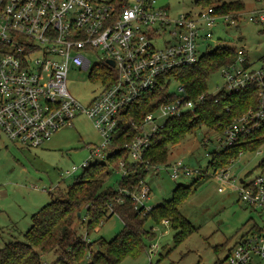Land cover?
<instances>
[{
	"label": "built area",
	"instance_id": "obj_1",
	"mask_svg": "<svg viewBox=\"0 0 264 264\" xmlns=\"http://www.w3.org/2000/svg\"><path fill=\"white\" fill-rule=\"evenodd\" d=\"M249 20L264 22V10L254 11ZM219 21L235 24L231 13L216 12L212 6L172 16L156 0H0V42L8 47L0 53L1 133L23 146L38 147L82 113L102 138L91 155L104 158L123 130L122 112L146 92L164 91L170 99L146 113L140 123L132 121V116L126 119L137 132L124 147L131 161H142L153 136L169 118L195 112L203 102V93L188 98L179 82L181 94L171 93L170 78L176 76L168 72L197 63L200 42L213 37L212 29ZM93 50L104 55L97 65L107 64L111 69L108 81L99 77L98 94L83 104L68 92L66 77L70 65L89 68L88 53ZM244 55V48H237L235 61L220 68L226 79L223 88L238 91L255 83L258 103L219 134L225 146L235 144L242 134L254 133L264 122V69L245 66ZM166 166L173 179L180 170L191 173L181 161ZM120 167L126 173L123 161ZM153 168L158 170L159 165ZM215 176L222 183L238 182L240 198L264 215V167L248 180L231 177L229 166ZM125 193L135 207L146 211L152 207L146 205L150 187L144 179ZM261 227L245 234L222 264H264V224Z\"/></svg>",
	"mask_w": 264,
	"mask_h": 264
},
{
	"label": "rangeland",
	"instance_id": "obj_2",
	"mask_svg": "<svg viewBox=\"0 0 264 264\" xmlns=\"http://www.w3.org/2000/svg\"><path fill=\"white\" fill-rule=\"evenodd\" d=\"M241 1L244 8L239 11L240 17L236 23L219 21L212 29L213 37L200 42L199 55L217 44L243 47L244 57L252 63V69L259 70L264 66V59L261 58L264 56V22L254 23L249 16L254 11L264 10V0ZM156 5L168 8L172 16L194 13L199 8L195 0H156ZM88 54L91 66L84 69L70 65L66 77L68 92L83 104H88L102 88L101 80L95 78L94 73L100 71L101 67L97 64L104 55L99 50ZM170 80L171 93L180 95L178 80ZM225 82L218 69L209 75L207 91L218 93ZM72 121L71 125L54 131L38 147L23 146L0 131V247L11 240H23V234L31 223V215L51 201L52 197H57L60 191L65 192L83 172L84 162H105L106 156L100 158L91 155L92 149L102 141L92 121L82 113ZM219 134L202 126L196 134L188 135L169 148L166 164H155L159 165L158 170L153 168L155 165L151 166L144 176V181L150 187L146 205L154 206L173 197L178 184L188 186L202 172L204 176L198 178L192 187L194 189L178 206L180 213L196 229L176 244V229L171 223H164L163 220L155 222L149 218L145 228L153 227V236L146 241L145 250L137 257H125L118 264H220L233 244L245 234L255 232L254 224H264V215L240 198L238 182H232L233 185L220 182L212 167L208 166L212 152H219L225 146L224 140L219 139L224 137ZM107 151L104 150V153ZM262 159L264 143L257 145L253 151H242L228 164L229 173L237 180L253 178L260 170ZM176 161H181L191 173L186 175L180 170L178 177L173 179L169 166L165 165ZM200 169L201 172H198ZM122 174L123 169L119 167L106 178L103 186L117 187ZM219 186L222 187L221 191L218 190ZM122 228V219L113 214L88 234L85 223L78 225L77 232L82 233L88 242H93L97 238L110 240ZM87 258L84 256L77 264H88ZM56 259V253L51 251L43 255L42 263L62 264Z\"/></svg>",
	"mask_w": 264,
	"mask_h": 264
},
{
	"label": "trees",
	"instance_id": "obj_3",
	"mask_svg": "<svg viewBox=\"0 0 264 264\" xmlns=\"http://www.w3.org/2000/svg\"><path fill=\"white\" fill-rule=\"evenodd\" d=\"M195 4L202 9L212 6L216 12L231 13L235 23L240 17L239 11L244 8V2L241 0L216 3L211 0H195ZM7 49L8 47L0 42V53ZM236 57L237 47L217 44L211 50L206 49L197 63L168 72V75L174 74L184 86L188 98L203 93L204 99L195 112L169 118L153 136L152 143L143 153V160L140 162L131 161L127 148L124 147L137 132L133 124L126 119L132 116V121L140 123L146 113L170 97L164 91L146 92L139 101L122 112L123 130L114 139L112 151L107 154L105 162H87L83 172L65 192L60 191L57 197H52L51 201L34 212L30 226L23 234V240H11L0 247V264H42L43 255L51 251L57 255L56 261L62 264H77L84 256L88 257V264H118L125 257H137L145 250L146 241L153 236V227L145 228V222L149 218L155 222L166 220L171 223L176 229V244L192 233L196 227L180 213L178 206L194 189L192 187L198 182V178L204 176L201 169L192 184H178L173 197L147 211L142 207H135L130 194L125 193V190L135 189L151 166L166 164L168 150L172 145L188 135L196 134L202 126H206L209 131L223 133L243 112L256 106L258 88L255 83L238 91L227 92L224 88L218 93L207 91L209 75L223 66L232 64ZM261 58L264 59V56ZM251 64L244 57V65ZM261 68L264 69V66ZM110 69L107 64H103L100 71L94 73V77L99 79L102 75V81L106 82ZM263 140L264 122L254 133L242 134L235 144L225 146L219 152H212L208 166L216 172L232 163L242 151L255 150ZM120 161H123L126 173L121 175L117 187H104L106 178L120 167ZM259 166L264 167V159ZM180 190L181 194H177ZM113 214L122 219L123 228L112 239L97 238L88 242L82 233L77 232L78 225L85 223L88 234ZM254 225L256 230H261V225ZM235 244L230 247L228 253Z\"/></svg>",
	"mask_w": 264,
	"mask_h": 264
},
{
	"label": "water",
	"instance_id": "obj_4",
	"mask_svg": "<svg viewBox=\"0 0 264 264\" xmlns=\"http://www.w3.org/2000/svg\"><path fill=\"white\" fill-rule=\"evenodd\" d=\"M108 62H111V60H108Z\"/></svg>",
	"mask_w": 264,
	"mask_h": 264
}]
</instances>
